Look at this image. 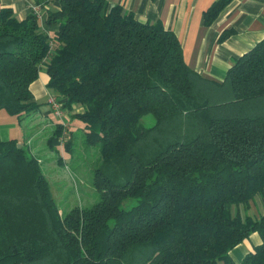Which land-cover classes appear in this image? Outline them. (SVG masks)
<instances>
[{"label":"trees","instance_id":"1","mask_svg":"<svg viewBox=\"0 0 264 264\" xmlns=\"http://www.w3.org/2000/svg\"><path fill=\"white\" fill-rule=\"evenodd\" d=\"M46 22L52 35L34 10L0 9V109L45 128L30 89L44 65L81 122L79 144L62 140L70 161L98 148L99 199L63 210L40 148L0 140V264H236L229 251L253 232L261 242L240 264H264V215L248 213L264 194V37L217 81L185 62L172 30L106 0H59ZM61 135L60 123L44 134L49 166L63 165Z\"/></svg>","mask_w":264,"mask_h":264},{"label":"crops","instance_id":"2","mask_svg":"<svg viewBox=\"0 0 264 264\" xmlns=\"http://www.w3.org/2000/svg\"><path fill=\"white\" fill-rule=\"evenodd\" d=\"M214 1L106 0L109 5H120L141 22H160L166 29L172 30L181 43L185 62L200 75L221 81L234 60L263 39L264 0H230L215 19L205 25L204 11ZM33 4V0H0V9L11 8L18 19H24L31 12ZM58 8L59 0H50L38 9V26L49 35L55 33L58 26L47 24V17L50 11ZM227 31H230L228 36L220 39L221 34ZM47 80L43 65L37 79L30 85L34 99L40 105L46 104L47 95L53 92L46 87ZM49 114L52 113L48 107L40 115H45L42 118L47 121L46 116ZM69 116L66 118L70 122ZM7 139L11 138L0 137V140ZM248 213L254 218L264 215V194H256L251 199ZM260 242V235L253 232L233 247L229 255L236 264H240L244 255Z\"/></svg>","mask_w":264,"mask_h":264},{"label":"rangeland","instance_id":"3","mask_svg":"<svg viewBox=\"0 0 264 264\" xmlns=\"http://www.w3.org/2000/svg\"><path fill=\"white\" fill-rule=\"evenodd\" d=\"M41 104L36 111L39 116L49 107L47 102V105L45 103ZM73 112L74 109L71 112L70 110L65 111L67 114H65V120L68 126L67 135H69V129L72 128V132L74 133V140L72 142L79 144L83 132L81 130V122L69 116ZM34 116L37 115L34 114ZM66 116L71 117V123L67 120ZM42 117H45V115ZM33 118V114L17 117L8 113L3 108L0 109V137L15 138L18 143L24 144L32 153H34L35 149L40 148L39 151L35 152H37V156H40L46 161L48 160L47 157L50 158L54 155V152H51L46 147L44 134L51 131L55 123L59 121L53 114H49L46 116L47 121H49L47 122L48 125L46 124L45 128L36 129V126H34L36 119L31 121ZM37 130L40 131L37 132ZM56 149L59 150L63 158L62 166L55 164L49 166L43 160L44 173L50 181L55 199L65 211L76 205L80 207L92 205L99 199V192L92 185V169L96 164L98 148L93 147L89 152H86L85 160L81 163L80 167L77 165V162L70 161V156L64 150V146L58 142Z\"/></svg>","mask_w":264,"mask_h":264},{"label":"built area","instance_id":"4","mask_svg":"<svg viewBox=\"0 0 264 264\" xmlns=\"http://www.w3.org/2000/svg\"><path fill=\"white\" fill-rule=\"evenodd\" d=\"M38 6H32L31 10H34V12L38 16ZM46 102L50 107V111L52 114L58 119V123L62 126V135L58 138L57 142L62 145V140L67 136V122L65 120V110L63 108V101L60 98L59 94L56 92H51L47 95Z\"/></svg>","mask_w":264,"mask_h":264},{"label":"water","instance_id":"5","mask_svg":"<svg viewBox=\"0 0 264 264\" xmlns=\"http://www.w3.org/2000/svg\"><path fill=\"white\" fill-rule=\"evenodd\" d=\"M18 146H20V144H18Z\"/></svg>","mask_w":264,"mask_h":264}]
</instances>
